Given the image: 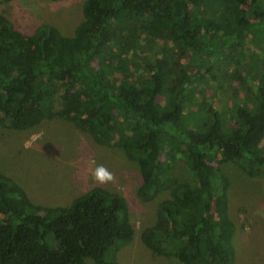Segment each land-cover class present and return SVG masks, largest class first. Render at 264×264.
Here are the masks:
<instances>
[{
    "label": "trees",
    "instance_id": "trees-1",
    "mask_svg": "<svg viewBox=\"0 0 264 264\" xmlns=\"http://www.w3.org/2000/svg\"><path fill=\"white\" fill-rule=\"evenodd\" d=\"M81 8L70 35L49 23L25 32L0 11V127L64 119L121 149L137 167L138 198L156 204L142 243L181 264H232L221 165L264 177V58L248 83L215 69L237 67L229 55L247 43L264 48V0H83ZM211 79L234 82L237 94L246 88L226 116L205 93ZM177 158L185 180L173 176ZM134 231L126 199L111 189L42 205L0 172V264H118Z\"/></svg>",
    "mask_w": 264,
    "mask_h": 264
},
{
    "label": "rangeland",
    "instance_id": "rangeland-1",
    "mask_svg": "<svg viewBox=\"0 0 264 264\" xmlns=\"http://www.w3.org/2000/svg\"><path fill=\"white\" fill-rule=\"evenodd\" d=\"M82 2L0 1V11L25 32L49 23L70 35L82 19ZM232 55L240 64L230 69L225 65L220 71L215 69V73L222 75L227 70L228 75L232 72L236 79L248 83L247 79L257 74V59L264 58V48L247 43L229 56ZM236 89L232 81L228 84L223 79H211L205 93L224 115L229 112L230 104L243 99L246 88L241 87L238 94ZM195 107L190 104L186 112ZM172 165L175 178L187 179L189 174L181 159L177 158ZM221 169L228 179V211L233 223L232 264H264V177L248 176L230 161L222 164ZM0 172L16 181L33 202L42 205L66 204L94 186L123 195L135 231L132 240L117 251L118 264H181L174 257L154 255L142 243L141 232L156 217V204L138 198L136 165L121 149L98 144L79 126L53 119L26 131L0 127ZM86 263L93 264L89 259Z\"/></svg>",
    "mask_w": 264,
    "mask_h": 264
}]
</instances>
